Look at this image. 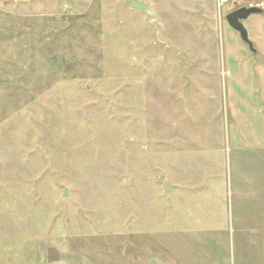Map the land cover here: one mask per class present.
<instances>
[{"label":"rangeland","instance_id":"obj_1","mask_svg":"<svg viewBox=\"0 0 264 264\" xmlns=\"http://www.w3.org/2000/svg\"><path fill=\"white\" fill-rule=\"evenodd\" d=\"M130 1L0 0V264L136 263L239 210L264 147V13L244 21L253 52L226 17L258 3L138 0L147 21Z\"/></svg>","mask_w":264,"mask_h":264},{"label":"crops","instance_id":"obj_2","mask_svg":"<svg viewBox=\"0 0 264 264\" xmlns=\"http://www.w3.org/2000/svg\"><path fill=\"white\" fill-rule=\"evenodd\" d=\"M244 1L258 3L257 6L251 5L252 7L264 4V0ZM242 7L245 6L240 8ZM256 152H259V159L248 161L247 166L243 167V172H238L239 174L235 178L236 188L233 187V198L239 202V210L233 214L232 223H224L218 228L213 226L206 231L198 226H194L192 229L193 226H191L188 232L189 242L184 241L182 233L178 230L176 234L171 233L172 237L167 241L158 236L155 239L150 237L156 243L157 250L151 247L149 249V246L144 245L142 246L143 257L139 259L140 262H130L129 264H264V161H260V159H264V147ZM211 190L213 191V188ZM227 212L229 211L227 210ZM232 233H237V241H234ZM235 243L240 251L238 260L230 255V248ZM183 244L187 246L185 247ZM160 248L169 255L168 258L165 256L166 260L161 256L157 257L159 254L156 257L148 258L149 250L151 252L156 250L157 254V251L160 252ZM47 251L48 249H44L43 252ZM186 251L187 254H185ZM61 253L60 261L56 264H90L81 258L73 261L75 259L71 249L65 250L64 248ZM50 261L46 258L42 264H52Z\"/></svg>","mask_w":264,"mask_h":264},{"label":"water","instance_id":"obj_3","mask_svg":"<svg viewBox=\"0 0 264 264\" xmlns=\"http://www.w3.org/2000/svg\"><path fill=\"white\" fill-rule=\"evenodd\" d=\"M130 8L135 11L145 12L146 20L149 21L153 17L154 13L149 3L140 2L138 0L130 1ZM262 9L258 7H242L234 10L227 15L226 20L229 26L237 33H239L241 40L249 46L251 51H255L252 41L250 40L248 30L244 26V21L248 20L252 15L262 14ZM163 190L165 194L173 192L175 187H171L170 184L165 182L163 184ZM68 194L67 190L64 191V196Z\"/></svg>","mask_w":264,"mask_h":264},{"label":"built area","instance_id":"obj_4","mask_svg":"<svg viewBox=\"0 0 264 264\" xmlns=\"http://www.w3.org/2000/svg\"><path fill=\"white\" fill-rule=\"evenodd\" d=\"M216 1H217L218 5H219L220 7H223L224 5L230 3V2L233 1V0H216Z\"/></svg>","mask_w":264,"mask_h":264}]
</instances>
